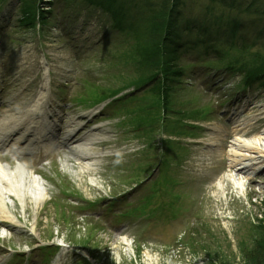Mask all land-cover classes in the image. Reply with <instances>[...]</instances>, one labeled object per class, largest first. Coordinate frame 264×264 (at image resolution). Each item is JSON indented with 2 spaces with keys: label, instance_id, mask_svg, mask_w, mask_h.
I'll return each mask as SVG.
<instances>
[{
  "label": "rangeland",
  "instance_id": "374dc122",
  "mask_svg": "<svg viewBox=\"0 0 264 264\" xmlns=\"http://www.w3.org/2000/svg\"><path fill=\"white\" fill-rule=\"evenodd\" d=\"M5 1L0 0V77L7 80V108L16 106L12 111L19 112L38 96L45 58L51 69V109L64 117L60 126L87 116L84 121L93 118V123L78 137L102 125L112 133V143L137 142L141 150L130 152L138 149L135 143L119 144L118 149L111 145L104 152L123 156L108 158L94 166V172H86L67 148L61 149L55 163L39 172L48 182L51 202L35 206L30 198L23 203L7 198L19 223L6 227L0 219V264H84L77 263L81 255L95 264H248L244 250L264 235V174L255 176L251 185L243 178L246 191L241 192L223 181V193L213 182L215 170L209 169L207 155L213 150L208 146L211 129L217 135L230 134L235 117L247 121L264 116H256L264 112V75L249 69L253 65L227 44L238 22L242 32L264 41V20L258 26L254 17L217 10L202 0H183L186 5L177 20L182 32L171 38L175 18L169 11L162 23L161 0H43L39 5H33L34 0ZM147 1L154 7L152 17L144 10ZM49 6L53 9L46 14V24L40 19L35 28L19 23L25 9L40 16L38 10L46 12ZM254 24L263 36L251 27ZM113 26L119 27L118 34ZM260 44L252 52L264 60ZM178 46L183 47L181 55L188 52L185 58L165 67L162 52ZM211 50L216 55L203 56ZM164 70L185 73L182 84L180 79L176 84L177 79L169 80L167 104H162V85L155 91V85H148ZM251 81L254 87L239 89ZM130 87L143 89L126 96L123 91ZM118 92L122 93L114 98ZM113 98L117 100L111 103ZM103 103H111L118 126L112 114L110 121L102 118L108 116L107 111L100 113L103 106L98 105ZM6 111L0 112V121L15 113ZM61 133L64 140L65 132ZM202 157L205 164L199 163ZM117 180L131 192L120 199L122 207L116 208L114 201L116 209L109 210L108 199L126 190L119 189ZM63 191L77 192L96 205L80 212L88 204L63 201ZM131 201L136 203L123 209ZM65 208L72 213L63 221L57 210ZM123 236L129 243L118 240ZM55 243L70 247L65 256L38 249Z\"/></svg>",
  "mask_w": 264,
  "mask_h": 264
},
{
  "label": "bare ground",
  "instance_id": "6f19581e",
  "mask_svg": "<svg viewBox=\"0 0 264 264\" xmlns=\"http://www.w3.org/2000/svg\"><path fill=\"white\" fill-rule=\"evenodd\" d=\"M43 79L41 82L40 92L34 101L28 100L26 106L28 110L21 113L19 118H15L13 121H8V124L0 126V148L7 146L10 139L24 132L21 136L22 141L35 142L40 145L46 144L52 139L55 133V123L51 121V116L48 113L46 102L48 97V91L51 84V69L49 68L45 59L41 60ZM31 104V105H30ZM259 115H264V112ZM237 118V117H236ZM263 118V117H262ZM239 120V118H237ZM235 120L232 134L234 139L229 143V146H225L226 138L229 133H224L220 137H214L211 141V147L214 151L210 155L209 161L216 164L218 161V154H225L227 157V175L219 179L217 183L218 191L225 193L226 189L223 184L224 181H230L233 188L238 192L245 189L243 184V178L247 180L248 185L254 183L255 174H264V129L258 134L246 138V135L253 129V125L257 123V119L250 118L247 121ZM77 122L71 121L69 124L70 130L67 132L66 145L73 141L75 137L73 132ZM87 127V125H86ZM82 127V128H86ZM84 129H81L84 130ZM99 130V128L97 129ZM108 142L107 139L99 138L97 134H88L79 141L74 142L76 151H72L84 165V162L91 163L88 167H84L87 171H91V166L95 164V160L101 159L104 154L100 152L95 145ZM67 146V145H66ZM216 151V152H215ZM261 172L259 173L258 171ZM36 177H29V175L23 173L20 168L14 172L7 171L0 164V219L6 222L15 223L16 219L12 216V212L9 208V204L6 201L7 198H14L19 202H25L28 198L32 200L35 206H38L45 202L47 199L46 184L42 182V179ZM228 180H227V178ZM93 182V180H92ZM94 183V182H93Z\"/></svg>",
  "mask_w": 264,
  "mask_h": 264
},
{
  "label": "trees",
  "instance_id": "16d2710c",
  "mask_svg": "<svg viewBox=\"0 0 264 264\" xmlns=\"http://www.w3.org/2000/svg\"><path fill=\"white\" fill-rule=\"evenodd\" d=\"M206 1L209 4L212 5V7L217 8V10L220 8L221 11L227 10L230 14H235L236 16H249L254 17V22L256 25L261 26V22L264 20V0H202ZM159 4V12L164 13V17L162 20H165L167 18V13L169 12V17L175 18L172 21L173 27L170 31V37L174 34V36L179 35L182 32V29L178 27L177 20H179V17L182 15V8L185 6V1L183 0H161L158 2ZM35 4V1L33 2V5ZM171 5V8H168V6ZM154 7L147 1L146 5L144 7L145 11H148V14L152 17L153 15L151 12L153 11ZM214 9V8H213ZM108 11V10H107ZM24 25L30 26L32 25L31 17L29 16L30 13L27 11V9L24 10ZM155 13V12H153ZM172 14V15H171ZM233 14V15H234ZM257 20V21H256ZM167 20L162 21V23H165ZM254 25H252V28H255ZM225 26L221 24V28ZM230 27V24L226 25ZM264 28V26H262ZM119 28V27H117ZM256 29V28H255ZM257 30V29H256ZM175 31V33H174ZM183 31H191L189 29L183 30ZM243 31V24L242 22H238L237 27H235L234 30H232V35L230 38H227V44L235 49L238 48V52L241 56V59H246V62H250L251 65L249 69H253L255 73H262L264 75V60L263 57H259L258 54H254L252 52V48L256 49L257 46L261 43L259 42L255 37L251 38L248 33L242 32ZM258 32V30H257ZM257 34L263 36V33L258 32ZM233 36V37H232ZM172 38V37H171ZM173 41V40H172ZM261 45V44H260ZM180 47H176V49L171 50L169 53L167 51L162 52L160 59L162 58L164 63V66L167 67L168 63L176 65L179 61H181V54H179ZM247 50H250L247 52ZM215 54V53H214ZM216 55V54H215ZM171 56V57H170ZM168 59L172 61H168ZM159 62V61H158ZM172 69V68H171ZM173 70V69H172ZM164 82L171 81V78L178 79L180 72L179 71H171L170 70H164ZM171 76V77H170ZM157 79V80H156ZM262 79V77L260 78ZM157 81L160 84V77L153 78V82ZM163 82V83H164ZM162 83V84H163ZM247 85H253L255 82H245ZM165 86V84H164ZM167 88V86H165ZM259 239L255 243L257 245H254L250 250H244V256L245 260H247L248 264H264V235H259Z\"/></svg>",
  "mask_w": 264,
  "mask_h": 264
}]
</instances>
